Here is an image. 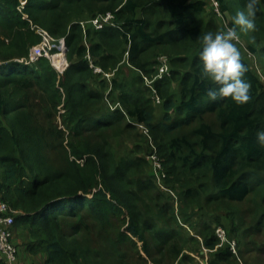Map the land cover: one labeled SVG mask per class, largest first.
<instances>
[{"label":"trees","instance_id":"obj_1","mask_svg":"<svg viewBox=\"0 0 264 264\" xmlns=\"http://www.w3.org/2000/svg\"><path fill=\"white\" fill-rule=\"evenodd\" d=\"M214 1L218 10L208 0H0V195L42 264H197L187 249L204 247L208 264H239L229 244L218 246V225L238 255L264 253V83L254 68L264 67V0L255 42L238 46L250 85L243 104L208 97L213 84L197 67L203 34L225 31L223 15L245 5ZM107 12L116 25L96 28L91 20ZM39 27L65 39L61 74L47 56L25 61ZM159 48L172 54L171 72L148 85ZM125 62L131 78L119 73ZM96 66L116 70L108 97L123 109H110V83ZM139 124L178 213L148 170ZM121 135L128 153L115 147Z\"/></svg>","mask_w":264,"mask_h":264},{"label":"clouds","instance_id":"obj_2","mask_svg":"<svg viewBox=\"0 0 264 264\" xmlns=\"http://www.w3.org/2000/svg\"><path fill=\"white\" fill-rule=\"evenodd\" d=\"M257 10V0H245L244 9L232 17V26L226 31H209L202 36L197 67L201 76L213 84L207 89V96L212 100L231 97L237 104L250 100V85L243 78L247 67L234 41L240 39L237 29L245 33L255 29ZM258 140L264 144V131L258 133Z\"/></svg>","mask_w":264,"mask_h":264},{"label":"built area","instance_id":"obj_3","mask_svg":"<svg viewBox=\"0 0 264 264\" xmlns=\"http://www.w3.org/2000/svg\"><path fill=\"white\" fill-rule=\"evenodd\" d=\"M25 2L26 1H22V4L24 5ZM211 2L216 5V9L218 10L219 5L214 0H211ZM113 19L114 14L112 12H107L97 15L91 20V22L96 28H102L107 23L116 25L113 22ZM37 32L42 36V40L39 44H36L31 48L30 55L25 61L27 63H33L40 56H47L52 61V64L56 67L57 71L60 74L63 73L66 67L68 66V63L65 60L64 62L55 64L53 55L58 52H61L64 55L65 39H55L45 28L42 27H39L37 29ZM55 40L58 41L57 44L54 43ZM54 48L58 49L59 51L54 54H50L51 50ZM249 56L251 57V60H253L256 64L255 55L253 53H249ZM159 62V72L154 77V79L162 78L163 76L168 75L171 72V66L167 58H162L161 60L159 59ZM91 65L94 66L93 63H91ZM254 68L257 70L264 83V75H262L264 74V72L260 71V66H254ZM94 70L95 73H103L108 79H110L112 75V72H105L100 66H96ZM157 102H160L159 97L157 98ZM109 105L112 110L116 109L117 107L123 109L119 102H117L116 104H112L111 102H109ZM139 126L142 127L145 131H148L144 125L139 124ZM148 159L151 163H154L156 167L160 168L161 175H165V173L162 171L161 163H159L158 157H156L154 154H149ZM16 213L17 211L14 210L8 202L3 200L0 195V261L3 264H18L19 248L13 241ZM216 235L219 238L218 246H222L223 244H229L231 251L237 253L238 244L235 239H232L228 236V232L224 227L218 226L216 228Z\"/></svg>","mask_w":264,"mask_h":264},{"label":"rangeland","instance_id":"obj_4","mask_svg":"<svg viewBox=\"0 0 264 264\" xmlns=\"http://www.w3.org/2000/svg\"><path fill=\"white\" fill-rule=\"evenodd\" d=\"M211 7H212L211 0H208V7L207 8L211 9ZM237 11H239V10H237ZM225 14L226 15L225 16L223 15L222 18L225 20V26H226V30H227V28L230 27L229 26V22H232V17L234 16V14H230V13H225ZM238 35L240 36L239 41H234V43H236L237 47L238 46H242L243 48H247V47H249L250 43H254L255 42L254 30H249L248 32L245 33V32H239V29H238ZM54 43L57 44L58 41L55 40ZM261 46H262V43H258L257 44V48L259 50L261 49ZM58 51H59L58 49L54 48V49L51 50L50 54H54V53H56ZM59 53H61V52H58L56 54H59ZM151 54H152V57L150 59L153 62V65H152L153 72L150 75H144L145 76L144 78H145L146 83L148 85H152L154 77L159 72V67H160L159 59L161 60L162 58H167L169 60V64H170V55H172L170 53V51L168 49H166V48H163V49L159 48V49L151 50ZM126 57H127V55H126ZM65 60L68 63V60L66 58H65ZM120 65L121 66L119 67V73H124V75L126 77H130V78L135 75L136 71L134 70V67H131L126 62L125 63H120ZM170 66H172V65L170 64ZM259 69H260V71L264 72V67L260 66ZM115 71L116 70L112 71V75H111L110 79H108V81H109L108 83H110V86H108V88L105 90V101L107 100L106 102H107L108 105H109V102H111L112 104H116L117 103V102L113 103L111 101L110 97H108L109 91H110V89L112 87L111 80H112V78H113V76L115 74ZM168 75H170V74H168ZM262 75H264V74H262ZM115 76H116V74H115ZM94 85L98 88V85H96V84H94ZM109 107H110V105H109ZM110 109H111V107H110ZM139 128L141 130H143V132L146 133L148 135V137H149V141H148L149 151L144 154L145 157L148 159L149 154L150 155L154 154L156 157H158L159 158V163H161L162 171L165 173V175L164 174L161 175L160 174V168L156 167L155 164L151 163L150 161H149L150 164L148 166V170L154 176V178H155L156 182L158 183V185L165 192L173 194V195L171 194L173 196V204H174V207L176 208V212L178 213L179 212V208H180L179 205H178V196L169 187V186H171V183L167 182V180H166L167 172H166L165 166L162 163V159L160 158V156L158 154V150H157V147H156V145L154 143V140H153L152 136L149 134L148 131H145L140 126H139ZM120 138L124 141L125 144L123 143L122 140H120L118 142H116V140H114V144H115V147H116L117 151L121 152V153H124V152L128 153L129 150L132 148L131 143H130V139L126 135H121ZM184 226H186L185 227L186 229L188 228V224L187 225L184 224ZM218 226H220V225H218ZM188 230H190V229L188 228ZM24 233L27 235L26 232H24ZM233 239L236 240V238H234V237H233ZM236 242L238 244L237 240H236ZM187 250L192 255V257L195 259L197 264H208V261L210 260L209 249L204 247L203 250H202L203 253H201V254H197L195 252H192L189 249H187ZM248 251H249L248 249L244 248V252L241 253V254L239 253V255H238L239 251H238V247H237V253H235V254H237V258H238L237 261H238L239 264H264V253L259 255L256 251L255 252H248Z\"/></svg>","mask_w":264,"mask_h":264},{"label":"crops","instance_id":"obj_5","mask_svg":"<svg viewBox=\"0 0 264 264\" xmlns=\"http://www.w3.org/2000/svg\"><path fill=\"white\" fill-rule=\"evenodd\" d=\"M13 241L19 248L18 264H42L45 260L43 253H32L29 251L28 245L31 242V238L26 234L22 235V233L15 229Z\"/></svg>","mask_w":264,"mask_h":264},{"label":"bare ground","instance_id":"obj_6","mask_svg":"<svg viewBox=\"0 0 264 264\" xmlns=\"http://www.w3.org/2000/svg\"><path fill=\"white\" fill-rule=\"evenodd\" d=\"M53 59H54L55 64L65 61V57L62 53L53 55Z\"/></svg>","mask_w":264,"mask_h":264},{"label":"water","instance_id":"obj_7","mask_svg":"<svg viewBox=\"0 0 264 264\" xmlns=\"http://www.w3.org/2000/svg\"><path fill=\"white\" fill-rule=\"evenodd\" d=\"M64 56H65V58H66V54H65V51H64ZM67 59V58H66Z\"/></svg>","mask_w":264,"mask_h":264}]
</instances>
